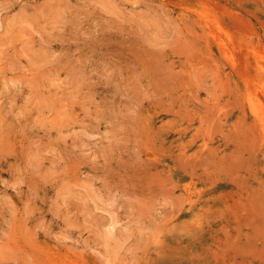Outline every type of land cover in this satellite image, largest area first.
<instances>
[{
  "label": "rangeland",
  "instance_id": "obj_1",
  "mask_svg": "<svg viewBox=\"0 0 264 264\" xmlns=\"http://www.w3.org/2000/svg\"><path fill=\"white\" fill-rule=\"evenodd\" d=\"M262 68L264 0H0V264H264Z\"/></svg>",
  "mask_w": 264,
  "mask_h": 264
},
{
  "label": "bare ground",
  "instance_id": "obj_2",
  "mask_svg": "<svg viewBox=\"0 0 264 264\" xmlns=\"http://www.w3.org/2000/svg\"><path fill=\"white\" fill-rule=\"evenodd\" d=\"M218 24H219V23H218ZM232 61H233V60H232ZM259 66H260V65H259ZM262 70H263V68H262ZM262 70H261V71H262ZM263 71H264V70H263ZM261 89H262V88H261ZM249 107H250V106H249ZM250 111H251V110H250ZM252 111H253V110H252ZM261 116H262V115H261ZM262 121H264V120H262ZM262 121H261V122H262ZM261 122H260V123H261ZM263 124H264V123H263ZM257 125H258V124H257ZM258 128H259V127H258ZM260 131H261V130H260ZM263 131H264V130H263Z\"/></svg>",
  "mask_w": 264,
  "mask_h": 264
}]
</instances>
